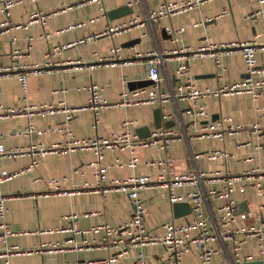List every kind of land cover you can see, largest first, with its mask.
Here are the masks:
<instances>
[{
	"label": "crops",
	"instance_id": "crops-1",
	"mask_svg": "<svg viewBox=\"0 0 264 264\" xmlns=\"http://www.w3.org/2000/svg\"><path fill=\"white\" fill-rule=\"evenodd\" d=\"M80 1L20 0L9 10L13 24H26L31 14L38 10L51 15L45 23H33L28 29L15 28L0 36V66L11 68L9 74L0 76V106L20 108L27 103L58 104L64 100L67 105L79 108L68 125L80 138L105 137L118 133L123 130L122 122L126 118L138 121L130 129L139 137H148L147 129L151 132L156 128L155 110L160 108L159 105L110 106L98 114L89 108H83L90 100V93L85 87L93 82L103 87L104 98L117 102L121 100L124 91L133 90L130 82L147 79L146 60L125 63L135 58L136 52L158 48L166 51L184 46L196 49L208 43L236 41L264 43V3L260 0H205L190 11L163 18L153 26L147 24L114 37L102 36L64 48L53 56L57 66L45 68L38 74L29 73L28 91L23 92L17 73L29 71L33 65L44 66L48 61V53L54 47L78 42L104 30L108 24L136 16L146 17L149 10L160 7L164 2L181 0H141L134 6L129 5L130 0H104L102 4H80ZM125 5L133 8L132 13L117 18L109 16L110 10ZM98 16L99 20L90 22L91 18ZM5 17L0 11V21ZM78 22L87 23L74 29L69 28ZM167 26L182 29L176 35L177 41L166 31ZM113 47H121L120 65L90 68L97 56L109 55ZM15 50L19 51V55H15ZM79 60L86 64L77 67L75 62ZM258 60L260 64H264L261 52L258 53ZM178 63L176 58H170L163 67L165 77L173 85L179 82L175 76ZM190 69L198 86L212 89L241 80L247 74L244 59L238 52L225 54L221 64L212 55H198L190 61ZM201 101L210 115L199 120L186 113L188 104L184 101H171L164 105L168 110L179 111L180 118L178 122L174 120L176 125L171 127L179 129L183 137L173 140L167 149H137L140 161L135 168L113 165L116 159L128 162L131 157L128 150L120 149L105 150L99 165L92 164L98 158L90 149L54 152L42 157L30 153L15 158L0 157V170L9 171L26 169L33 164L34 159L39 160L31 169L0 184V194L7 197L6 215L5 218L0 216V223H8L16 232L9 238V243L17 244L23 250H38L42 244L49 245L44 251L13 256L11 264H74L119 254L120 249L113 246L114 235H107L105 231L95 233L88 230L102 224L112 227L124 224L133 216L135 206L125 192L114 188L104 191L103 188L113 179H125L133 175L156 176L160 166L152 162L167 156L174 158L178 173L187 172L191 168L208 173L220 172L203 179L209 208L214 214L217 213L222 201L210 191L221 190L224 185L222 177L227 172L243 174L255 168L264 169V92L256 101L247 94L210 95ZM223 118H231L232 122L245 128L233 134L226 133L223 139L198 135L202 131V125L218 122ZM165 121L170 120H163V123ZM65 122L66 116L62 112L55 117L36 115L32 119L25 116L0 118V144L8 149L64 144L68 135L54 128ZM254 123H259L263 128L261 133L252 130L251 125ZM29 124L34 128L31 133H27ZM141 128L147 129L139 132ZM215 148H225L233 156L211 159L207 153ZM196 153L202 155L195 159L193 154ZM102 165L109 168L106 177L100 179L96 173ZM257 175L258 172L253 177L251 174L245 175L243 180L234 183L232 197L238 202L237 214H248L246 224L264 221V178L258 177L256 180ZM52 178L59 179L61 187L70 192L47 193L53 189L50 184ZM195 189L194 185L186 184L175 191L187 201L189 193ZM140 197L149 211L145 224L153 233H161L163 224L168 221L184 223L193 219V211L175 217L168 188L151 185L140 191ZM69 214L79 216L77 226L86 230L84 233L59 231L67 225L65 216ZM262 241L264 243V239ZM259 242L257 237L250 238L243 245L240 254H256ZM51 244H59L63 248L51 250ZM3 246L0 240V247ZM140 254L150 264H163L168 256L164 245H147L126 250L118 256L115 264H136ZM225 260V252L214 256L215 263ZM252 261L264 262L259 257ZM184 263L200 264L198 254H187ZM0 264H4L3 258H0Z\"/></svg>",
	"mask_w": 264,
	"mask_h": 264
},
{
	"label": "built area",
	"instance_id": "built-area-1",
	"mask_svg": "<svg viewBox=\"0 0 264 264\" xmlns=\"http://www.w3.org/2000/svg\"><path fill=\"white\" fill-rule=\"evenodd\" d=\"M20 0H0V11L6 17L0 21V36L9 32L12 29L23 28L28 29L33 23H45L51 14L38 10L31 14L26 24H13L10 21V8ZM205 0H181L173 2H164L160 7L149 10L146 17L136 16L134 18L120 21L115 24H108L102 31L95 32L92 35L82 38L78 42L56 46L48 53V61L44 66L33 65L29 71H22L17 73L21 82L23 92L28 91V75L29 73L38 74L45 68H52L58 64L54 62L53 56L60 53L61 50L69 46L86 43L89 40H94L102 36H116L124 32L139 29L150 24L154 25L156 21L163 18H169L173 15L185 13L191 9L199 6ZM86 2H95L102 4L104 0H81L80 4ZM141 0H130L129 5L134 6L140 3ZM264 3V0H260ZM228 13V11H225ZM100 17L90 19V22L99 20ZM87 22H78L69 26L70 29L84 26ZM166 31L177 41L176 35L182 29H175L172 26H167ZM121 47H113L111 53L107 56H97L96 62L90 65L94 67H111L118 66L122 63L120 56ZM238 52L242 55L247 75L238 81L231 82L219 86L216 89L210 87H200L197 85L191 74L190 61L198 55H212L221 64V59L225 54ZM261 52L264 56V43L258 44L255 41H236L222 44L208 43L198 48L191 46L176 47L171 50L163 51L160 48L147 52H136L135 58L125 61V63L133 62L134 60H146L147 64V79L153 81L152 84L144 87H138L131 91H124L121 100L117 102H110L104 98L102 94L103 87L98 83H91L85 88L90 93L89 104L83 108H89L98 114L102 109L110 106H142L147 104L159 105L162 108L163 120H175L178 122L180 118L179 111H171L165 108L168 102L184 101L188 104L186 113L191 114L195 119H204L210 115L206 105L202 103L201 99L214 95H240L247 94L253 100H258L264 92V64H260L258 60V53ZM15 55H19V51L15 50ZM170 58H176L179 63L175 70V76L179 79L176 85H173L163 73L165 62ZM77 67H82L86 62L79 60L75 62ZM11 68L0 66V76L9 74ZM166 82V83H165ZM79 108L67 105V102L62 100L58 104L41 103L30 104L27 103L20 108H5L0 106V118H7L9 116H25L32 119L36 115H49L55 117L59 113H64L66 122L54 130H59L68 135L66 143H55L48 147H39L38 145H31L27 149H8L4 144H0V157L15 158L23 154H34L39 157L45 156L54 152H69L77 149H90L95 152L98 160L92 164L100 163L103 158L104 151L107 149L128 150L131 157L128 162H123L121 159H116L115 164L119 167L128 165L135 168L139 164V158L136 154L137 149L146 147H157L159 149H167L171 142L176 138H182V134L176 127H160L155 128L150 132L146 138L139 137L137 134L131 132V125L138 122L130 118H126L122 122L123 130L114 133L111 136L105 137H77L71 130L69 120ZM227 122V125H226ZM245 126L238 125L232 122L231 118H223L218 122L208 123L202 125V131L198 134L200 137H215L223 139L226 133L233 134ZM251 128L256 133H261L263 128L259 123H254ZM34 131L32 125L29 124L27 133ZM202 153L193 154L195 159H198ZM211 159H226L233 156L225 148H215L213 151L207 153ZM38 158L34 159L33 164L26 169L16 171H9L7 169L0 170V184L12 180L16 176L26 172L38 164ZM160 166V171L156 176L151 175H133L125 179H113L107 186L103 188L104 191L114 188L125 192L135 206L133 216L124 224L117 227H112L108 224L97 225L88 231L98 233L105 231L107 235H114L113 246L120 249L119 254L98 259H89L83 262H76L74 264H115L118 256H121L126 250L143 247L147 245L162 244L166 247L167 258L163 264H185L184 257L187 254L196 252L200 259V264H245V262L252 261L256 258L264 260V221L258 224H246L248 218L247 213L237 214L238 202L232 197L234 190V183L237 180H243L244 176L258 172V177L264 178V169L255 168L252 171H246L243 174H232L227 172L223 177L224 183L221 190L213 189L211 194L216 195L222 201L218 207V212L213 213L209 208L208 195L203 186V179L210 175H218L217 172H201L197 168H191L187 172L176 171L174 158L167 156L158 159L154 162ZM108 166L102 165L98 167L97 175L100 179L106 177ZM253 173V174H252ZM50 184L53 185L47 193H68L61 187L59 179L52 178ZM186 184L195 186V191L189 193L186 199L191 203L193 211V219L184 223H176L175 221H168L163 224V231L161 233H153L145 224V218L149 214L148 208L143 203L140 197V191L151 185L168 188L170 191V200L172 203L185 201V199L176 193V188L183 187ZM259 184V182L257 183ZM244 186L242 187V190ZM261 191V188L258 189ZM75 191V190H72ZM7 197L0 194V216L5 218L7 207ZM88 215V214H86ZM78 215L69 214L65 216L67 225L61 227L59 231H72L74 233H84L86 230L78 228ZM49 231V230H48ZM16 232L6 222L0 223V240L4 246L0 247V258H3L4 264H11V258L16 255L24 253H32L35 251H44L49 245L42 244L41 249L38 250H23L17 244H10L9 238L15 235ZM252 237L259 239V250L256 254L248 253L241 255V249L245 243ZM122 247H125L122 248ZM51 250L62 249L59 244H51ZM225 252L226 260L221 263L214 262V256L217 253ZM136 264H150L143 254H140Z\"/></svg>",
	"mask_w": 264,
	"mask_h": 264
},
{
	"label": "water",
	"instance_id": "water-1",
	"mask_svg": "<svg viewBox=\"0 0 264 264\" xmlns=\"http://www.w3.org/2000/svg\"><path fill=\"white\" fill-rule=\"evenodd\" d=\"M133 8L129 7L128 5L116 8V9H112L108 12L109 16H111V18H117L119 16H123L126 15L128 13H132ZM247 75V74H246ZM153 81L150 79H145V80H140V81H132L130 82V88L134 89L137 87H144V86H148L150 84H152ZM176 125V122L174 120H170V121H165L163 123V119H162V108L158 107L155 110V127H171ZM147 128H141L139 130V132L141 130L145 131ZM150 135V131L147 129V133L146 136ZM173 209L175 212V217H181L184 216L186 214H189L192 212V206L191 203L189 201H180V202H175L173 203ZM246 264H264L263 261H250V262H246Z\"/></svg>",
	"mask_w": 264,
	"mask_h": 264
}]
</instances>
